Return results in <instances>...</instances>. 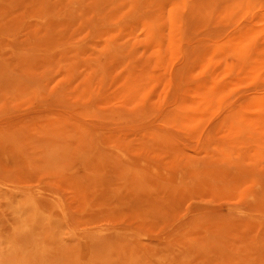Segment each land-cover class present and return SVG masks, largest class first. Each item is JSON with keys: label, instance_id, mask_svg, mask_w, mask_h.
Returning a JSON list of instances; mask_svg holds the SVG:
<instances>
[{"label": "rangeland", "instance_id": "374dc122", "mask_svg": "<svg viewBox=\"0 0 264 264\" xmlns=\"http://www.w3.org/2000/svg\"><path fill=\"white\" fill-rule=\"evenodd\" d=\"M246 26L264 0H0V264H264V48L245 82L202 55ZM202 60L243 115L177 118Z\"/></svg>", "mask_w": 264, "mask_h": 264}, {"label": "bare ground", "instance_id": "6f19581e", "mask_svg": "<svg viewBox=\"0 0 264 264\" xmlns=\"http://www.w3.org/2000/svg\"><path fill=\"white\" fill-rule=\"evenodd\" d=\"M231 17V16H230ZM233 17V16H232ZM231 20V19H230ZM248 27H250V25L248 26ZM253 26H251V28H252ZM242 28V27H241ZM244 28H247V26L246 27H244ZM243 28V30L242 29H240V30H238V32L237 33H239V34H236V35H234V36H236V37H232L231 39H229L228 41H224L223 43H221V44H219L218 46H216L214 49H212L211 51L210 50H205V51H208V54L207 53H204L203 52V54L202 55H204V54H206L207 55V57L208 56H210V55H212V57L210 56V58H212V60L210 61V62H214V61H217V63L219 62V70L218 69H216V70H218V71H221L222 69H221V67L224 69V66H225V68H228V69H230V70H233V68H232V66H236V64L235 65H231V64H229V66L231 65V67H228V57L227 58H225V57H223V56H229L230 54L232 55V56H236L242 63L241 64H243V67H242V69H240V70H236V68H235V70L233 71V73L234 72H236V73H234V74H236L235 76H237L238 78L237 79H240L241 81H242V79L244 80V81H242V82H245V79L244 78H246V80L247 81H252V79L249 77V80H248V75H250V76H254L255 78H259V77H261V75L260 74H258V70H257V68H258V66H257V62H256V64L254 63L255 62V58H257L258 57V53H260V51L259 50H262L263 51V48H264V46L262 47L261 45H262V43H261V40L259 41V39H261V38H259L258 39V37L260 36V31H258V32H256V34L258 33L259 35H256V34H251V32H253L250 28L248 29V30H245ZM238 29V28H237ZM253 29H257V28H253ZM262 29H264V28H262ZM242 30V31H241ZM254 30V31H255ZM240 31L242 32V33H240ZM257 31V30H256ZM263 33H264V30H263ZM251 34V35H250ZM259 41V42H258ZM259 43V44H258ZM261 44V45H260ZM262 47V49L260 48V46ZM257 51H258V53H257ZM212 52H213V54H212ZM202 55H200V57L202 56ZM255 55H257L256 57H255ZM199 57V58H200ZM253 57H255V58H253ZM201 58H203V57H201ZM209 58V57H208ZM205 59H207L206 58V56H205ZM205 60H202V63L204 62ZM209 61V60H208ZM235 61V60H234ZM206 62H207V60H206ZM202 63H200V65L199 66H202V68H204L205 69V72L203 73L202 72V74H195L196 75V77L194 76V75H191V77H190V79L192 78V76H193V80L191 79V82H190V80L188 79V80H185L184 79V76H183V79L184 80H181L180 79V77L179 78H177L178 80H179V82H177L178 80L177 79H175L176 80V82L178 83V85H176L177 86V88H178V90H179V92H180V94H177V96H179L181 99H180V101H182L181 102V108L180 107H177V105H179L178 104V102L177 101H179V100H177L176 102H175V100H174V105H175V108L177 107V109H179L180 108V113H181V111H182V115L180 116L181 118H179V116H177V118L180 120H183V121H187V122H190V119H192L193 117H195L196 115H199V113L201 112H203V111H208V110H210V109H212V108H216V106H217V108H219L220 107V109H225V108H229L230 109V111H228L227 112V114H230V113H233L234 112V109H235V111H237V113L235 112V116L236 115H243V113H244V111L242 110L243 109V106H241L242 108L241 109H236V107H234L235 105H232V104H230V102L228 101V96H227V93H226V91H223V88L226 86L227 87V85L226 84H224L225 82L223 81V80H220V79H223L221 76L222 75H224V73H226V72H228V73H226V74H229V70L228 69H226V71H225V69L223 70V74L220 76V74H221V72L219 73V75H218V73L217 74H214V72H211V68H213V66H216L215 65V63L214 64H212L213 66H209V64H208V62H207V64H208V66H209V68L207 69L206 67H204V65L205 66H207V64H204L203 63V65H202ZM236 63V62H235ZM241 64H240V66H241ZM211 65V64H210ZM237 65H239V64H237ZM207 66V67H208ZM263 68H264V65L262 66ZM261 67V68H262ZM262 68V69H263ZM261 69V70H262ZM206 70H207V72H206ZM215 70V69H214ZM260 70V69H259ZM264 70V69H263ZM262 70V71H263ZM203 71V70H202ZM212 71H213V69H212ZM261 71V72H262ZM231 72V71H230ZM242 72H244V76H243V78H242V76H240L241 74H242ZM260 71H259V73H261ZM205 73L207 74V75H205ZM232 73V74H233ZM245 73L247 74L246 76H245ZM172 74V73H171ZM203 75V76H202ZM260 75V76H259ZM171 76H173V75H171ZM199 76V77H198ZM202 76V78L203 77H205V76H207V78L206 79H204V81L202 82V83H199L197 80H201L200 79V77ZM219 78H218V77ZM229 76H231V75H229ZM259 76V77H258ZM264 76V75H263ZM175 77V76H174ZM173 77V78H174ZM197 77H198V79H197ZM181 78H182V76H181ZM194 78H196V80L194 79ZM251 79V80H250ZM174 80V79H173ZM173 80H171V81H173ZM218 80H219V83H218ZM255 80V79H254ZM254 80H253V82H254ZM188 81V83H186ZM198 83H196V82ZM220 81H223V85H221L220 84ZM238 81V80H237ZM189 82L190 83H192V85L194 84V82L196 83V86L195 85H193V86H190V85H188L189 84ZM241 82V83H242ZM258 82V81H257ZM264 82V81H263ZM240 83V82H239ZM238 83V84H239ZM126 88H125V90H124V95L125 96H127L128 98H130V99H134L135 97H137V95H138V93H139V84H138V86L137 85H135V84H132V82L131 81H127L126 82ZM168 84H171V82H170V80H169V83ZM201 84V85H200ZM237 84V83H236ZM256 84H258V83H256ZM225 85V86H224ZM179 86V87H178ZM197 86H199V87H197ZM220 86L221 87H223L222 88V90H221V88H220ZM132 87H135L136 89H137V91L135 92V93H133V90H132ZM168 91H171V90H169V89H172V84H171V86L170 85H168ZM171 87V88H170ZM193 87H194V89H193ZM225 87V88H226ZM196 88V89H195ZM239 89V88H238ZM177 90V91H178ZM173 91H174V89H173ZM179 92H177V93H179ZM195 92V98L197 99V100H195V101H192V102H190L189 100H190V97L192 96L193 97V93ZM236 93V91H234V89H232L230 92H229V95H232L233 97H235L233 94H235ZM240 90H238V93L237 94H240ZM254 92V91H253ZM231 93V94H230ZM256 93H259V91L257 92L256 91ZM167 94H170V93H168L167 91H166V93H165V97H166V101L169 99L167 96ZM171 94H176L175 92L174 93H171ZM253 94H255V93H253ZM252 93H250V95H251V98L250 99H252V98H254L255 97V95H253ZM167 95V96H166ZM244 96H245V98L247 97L246 96V94H243ZM249 95V94H248ZM259 95H261L260 93H259ZM232 96H230V98L232 97ZM241 96V95H240ZM173 97H175V98H177L176 96H173ZM179 97H178V99H179ZM260 97V96H259ZM168 98V99H167ZM240 98H242V97H240ZM244 98V97H243ZM258 98V97H257ZM172 99V98H171ZM232 99V98H231ZM248 97H247V99L245 100V102L246 101H248ZM249 99V100H250ZM259 99V98H258ZM253 100V101H252ZM250 102H252L253 104H255V100L254 99H252ZM263 101L264 100H262V103H263ZM227 102H229V104L227 103ZM260 102V100L256 103L257 105H258V103ZM247 103V102H246ZM177 104V105H176ZM237 104V103H236ZM249 104V103H248ZM247 104V105H248ZM246 105V106H247ZM141 106V105H140ZM137 107V106H136ZM135 107V108H136ZM162 107H163V105H161V108H159V110L160 109H162ZM232 109H231V108ZM262 110H264V104H261L260 106H259ZM137 109H138V107H137ZM145 109V108H144ZM222 109V110H223ZM176 110V109H175ZM226 110V109H225ZM133 111H135V110H133ZM162 111H165L164 109L162 110ZM177 112H178V110H176ZM169 112V111H168ZM185 112H186V114H185ZM189 112V113H188ZM226 112V111H225ZM174 113V115H175V112H173ZM188 113V114H187ZM176 114H178V113H176ZM231 115H234V114H231ZM227 117V116H226ZM230 117V116H229ZM241 117V116H240ZM176 118V117H175ZM174 119V118H173ZM263 119H264V117H263ZM172 120V119H171ZM179 120H178V122H179ZM176 121V120H175ZM183 121H182V123H183ZM177 122V123H178ZM263 122H264V120H263ZM47 124V126L48 127H51V129H53V130H59L60 129V123L57 121H47L46 122ZM174 123V122H173ZM185 123V122H184ZM175 124H176V122H175ZM189 124V123H188ZM239 125V124H238ZM238 125L236 124V125H234V127L235 128H237L238 127ZM45 126V125H44ZM240 127V126H239ZM238 129V128H237ZM241 129V128H240ZM250 131V130H249ZM252 131V130H251ZM250 131V132H251ZM191 133V132H190ZM251 135V134H250ZM253 135V134H252ZM259 139V140H258ZM256 140H258V141H261L262 140V142H263V139L261 138L260 139V137L259 138H256Z\"/></svg>", "mask_w": 264, "mask_h": 264}]
</instances>
